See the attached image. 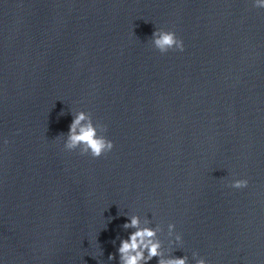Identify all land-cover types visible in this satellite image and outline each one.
<instances>
[{"label":"clouds","instance_id":"obj_1","mask_svg":"<svg viewBox=\"0 0 264 264\" xmlns=\"http://www.w3.org/2000/svg\"><path fill=\"white\" fill-rule=\"evenodd\" d=\"M253 7L264 9V0H254ZM152 45L160 54L169 51H184V42L172 30L155 29L152 33ZM73 119L65 135L63 148L69 152L78 151L81 156H90L99 159L110 153L114 148L112 140L105 135L107 125L102 122H94L92 114L83 110L71 113ZM7 143V141H5ZM247 179H236L228 186L233 189L247 188ZM127 222L122 225L124 230L132 231L127 238H119L118 247L119 264H149L153 258H157V264H189L188 257H175L166 255L163 250V242L159 233L163 231L160 225L150 226V220H142L139 215L126 216ZM175 224L167 225V236L174 238L169 244L182 241L181 234L175 232ZM115 243V241H113ZM198 253H193L195 264H208L202 257L197 258ZM109 260L115 259L114 254H109Z\"/></svg>","mask_w":264,"mask_h":264}]
</instances>
